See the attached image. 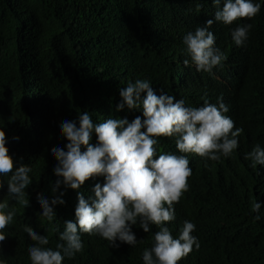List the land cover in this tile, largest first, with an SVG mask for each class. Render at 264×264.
I'll use <instances>...</instances> for the list:
<instances>
[{
	"label": "trees",
	"instance_id": "trees-1",
	"mask_svg": "<svg viewBox=\"0 0 264 264\" xmlns=\"http://www.w3.org/2000/svg\"><path fill=\"white\" fill-rule=\"evenodd\" d=\"M260 3L250 20L210 26L226 59L209 74L183 64L182 37L214 19L212 0H0V128L13 159L32 169L24 206L7 198L6 177L0 176V201L7 205L0 211L16 209L2 230L0 264H30L28 248L34 242L21 225L46 235V247L54 248V229L62 231L63 221L74 219L76 190L65 192L66 203L56 207L51 222L40 216L35 201L37 194L51 195L56 177L49 152L66 143L60 123L81 111H88L94 123L109 115L129 120L141 115L115 110L118 89L136 79L183 98L186 106L199 107L205 99L216 104L219 97L233 128L241 129L230 157L205 161L183 154L191 169L187 190L173 204L175 220L166 223L175 238L183 221L192 222L199 247L193 245L177 264H264V167L254 170L243 158L255 144L264 148V0ZM237 23L251 24L239 47L229 31ZM158 140V151L180 154L174 137ZM97 182L103 178L84 182L85 198ZM257 200L261 207L253 213L250 204ZM157 230L153 225L144 233L137 224V244L119 248L81 233V251L62 264H143L141 252Z\"/></svg>",
	"mask_w": 264,
	"mask_h": 264
},
{
	"label": "clouds",
	"instance_id": "clouds-1",
	"mask_svg": "<svg viewBox=\"0 0 264 264\" xmlns=\"http://www.w3.org/2000/svg\"><path fill=\"white\" fill-rule=\"evenodd\" d=\"M216 11L214 19L188 31L182 37L186 58L183 64L194 66L196 71L213 73L226 59L214 45L210 26L214 21L231 25L241 18L249 20L261 8L260 0H212ZM250 23H237L230 28L231 40L242 46L247 40ZM120 101L116 112H140L129 120L127 116L109 115L94 123L88 111L78 112L76 118L63 120L58 132L66 141L49 152L55 163L52 172L56 179L50 182L51 195L37 194L35 201L40 216L51 222L58 205H64L65 192L76 190L77 203L74 219L63 221L55 247H46L48 237L21 225L33 241L28 248L30 264H62L82 249L81 233L98 235L112 248L121 244L133 247L138 240L133 227L139 225L144 233L156 226L152 243L141 252L143 264H177L189 253L193 245L199 247L192 235L195 225L185 220L173 238L166 222L175 220L173 204L182 191L187 190L186 177L191 173L185 153H194L208 160L230 157L238 145L240 128H233V121L225 115L229 111L221 98L216 104L207 99L199 107L186 106L183 98L176 99L163 90H154L147 79L130 81L118 89ZM159 92V94H157ZM174 137L178 153L158 151L159 137ZM95 137V142L93 141ZM18 140L19 137H13ZM83 148V151L81 150ZM249 167H264V148L252 146L243 157ZM13 159L7 147L5 131L0 128V176L6 177L5 195L9 200L24 206L25 188L30 184L28 164ZM103 178L91 188L85 198L80 191L86 180ZM7 205L0 201V210ZM261 201H253L250 211L258 213ZM16 209L0 211V241L5 239L6 225L12 223ZM256 219H259L257 214Z\"/></svg>",
	"mask_w": 264,
	"mask_h": 264
}]
</instances>
